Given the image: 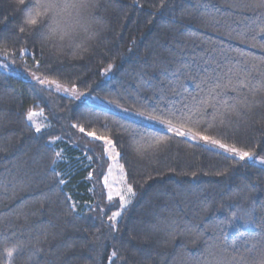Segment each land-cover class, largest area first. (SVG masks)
<instances>
[{"label": "trees", "instance_id": "16d2710c", "mask_svg": "<svg viewBox=\"0 0 264 264\" xmlns=\"http://www.w3.org/2000/svg\"><path fill=\"white\" fill-rule=\"evenodd\" d=\"M95 2L99 35L73 57L43 43L49 17L24 22L31 0H0V60L133 113L180 107L202 80L250 70L249 86L225 96L248 107L222 125L216 116L205 134L264 160V89L255 91L264 80V8L246 7L253 0ZM35 110L50 122L39 132L26 118ZM195 118L204 131L213 109ZM74 124L114 141L135 192L115 222L104 144ZM157 133L168 138L147 147ZM13 249V264H259L264 168L0 71V264Z\"/></svg>", "mask_w": 264, "mask_h": 264}, {"label": "snow or ice", "instance_id": "6c2138e0", "mask_svg": "<svg viewBox=\"0 0 264 264\" xmlns=\"http://www.w3.org/2000/svg\"><path fill=\"white\" fill-rule=\"evenodd\" d=\"M19 3L24 4L25 0H19ZM63 3V0H31L32 6L26 11L24 22L28 25L34 26L38 23L40 17L47 16L53 23L55 22L58 15V9H60L61 4ZM246 7H250L253 9L264 8V0H253V2L246 5ZM49 28H51V26ZM21 31H23V28L21 29ZM260 31L261 33H264V28H262ZM237 38L242 43L247 42L244 39L243 34H239ZM252 39L255 40L256 37L253 36ZM251 46L255 47L256 45L252 44ZM260 47L264 48V44L260 45ZM251 59L256 60L257 58L253 57ZM245 63H247V61ZM259 63L264 64V58H259ZM111 67L112 66L109 65V70L111 69ZM249 76L250 70H244V75L241 76L236 75L234 73V69L232 67H229L227 73L225 74V77L217 76L214 81L210 79L202 80L200 84L197 85V88L200 91L197 94L192 95L185 102H182L180 107H176L175 105L168 107L157 105L149 109L146 106L141 105V108L143 110L138 111L134 114L139 116L141 119L160 125L164 129L166 134H171V136L173 137H182L186 140L191 141H201L205 145L214 147L238 160H251L253 159V153L251 151H246L236 146H230L229 144L222 142L220 139L214 138L212 135L205 134V132H207L209 129L217 126L215 120L216 116L221 117L219 123L222 125L224 123L223 117L226 114L235 112L239 115V107H248L246 98L243 101H240L238 98H234L237 99V103L229 104L225 96L227 91L236 92L241 88L248 87L250 83ZM35 78L40 84L51 83L56 84L57 87H60V85L54 80L45 81L41 80L38 76ZM184 79H193V74L190 72H185ZM180 87H182V85H180ZM262 89H264V80L258 81L257 86H255V91H260ZM63 91L66 93H76V88L73 87L69 89L68 87H64ZM169 91L172 94H175L176 89L172 88ZM209 107L213 109L214 119L213 121L207 122L204 131H199L198 128L200 127L202 121L200 118L194 119V116H196V113H200L201 116L206 115L207 109ZM123 111H127V109H123ZM32 116L33 113L30 112L28 114V119L31 120ZM72 126L74 128L78 127L81 133L88 136L92 140L101 141L106 146L105 151L111 150L114 152L115 156L119 155V153H115V144L110 137L100 136L95 131H87L82 126H78L75 124ZM36 131L39 132L40 128H36ZM166 138L168 137L161 136L159 135V133H157V135L149 138V143L146 146L153 147L160 145ZM137 143L138 150L145 147V145H141L139 144V142ZM56 155L60 156L61 154L57 152ZM260 163L264 164V160L260 161ZM120 170L121 172H123V166H121ZM124 191L128 196L135 195V192L131 186H128ZM120 199L125 204L129 202L128 200H126L124 195H121ZM119 214L120 213L118 212L114 213L113 217H111L110 219L115 220V217ZM13 251L14 249L7 250L8 264H13ZM113 255L115 256V253H113ZM259 264H264V260L260 261Z\"/></svg>", "mask_w": 264, "mask_h": 264}, {"label": "rangeland", "instance_id": "374dc122", "mask_svg": "<svg viewBox=\"0 0 264 264\" xmlns=\"http://www.w3.org/2000/svg\"><path fill=\"white\" fill-rule=\"evenodd\" d=\"M0 65H4V66H0V71L6 73L8 75H12L14 77L27 80L29 82H32L38 86L45 88V89L51 90L53 92H56V93H59L62 95H65V96L73 98L75 100L86 101L88 104H91L93 106L108 110L110 112L122 115L124 117H128L134 121H137V122H139L143 125L149 126L151 128L164 131V129L158 124H154V123H151L147 120L141 119L139 116L135 115L131 111H128V110L123 111L124 108L119 107V106L114 105V104H111L105 100L99 99V98L92 96V95H89V94L82 93L76 87H75L76 93H72V92L66 93L63 91L64 87H68L69 89H71L73 87L66 86V85H63V84L58 83V82L57 83L60 85V87H57L56 84H51V83L40 84L35 77L38 76L41 80H45V81H52V80L46 79V78H44L40 75H37V74H35L29 70L22 69L20 67H16L14 64L9 63V62L4 61V60H0ZM30 112L33 113L31 120L28 119V114ZM30 112L27 113L26 118H27L28 123L30 125H32L35 129L40 128V131H41V130H44L50 126L49 120L47 119V117L44 115V113L41 110H35V111H30ZM189 141H191V140H189ZM192 142L199 144V145H202V146L207 147V148H211V149L220 151L214 147H210L208 145H205L201 141H192ZM104 148H106L105 145H104ZM220 152H222V151H220ZM115 153H117L116 150H115ZM105 154L109 160V167H108L107 172L105 174L103 184H104L108 199L117 201L120 205L119 209L114 212V213H117V212L120 213L118 216L115 217V220L112 219L115 222L120 218L122 212L129 205H131L133 196H128L127 193L124 191L129 186V184L127 183L126 174H125L124 169H123V172H121V170H120L122 165H121L120 160H119V155L115 156L114 152L111 150L105 151ZM262 160L263 159H261V158L254 157L253 159L248 160V161H250L251 163L255 164L258 167L264 168V164L260 163V161H262ZM121 195H124L126 200H128L129 202L125 204L120 199ZM110 197H111V199H110ZM112 217H113V215H112Z\"/></svg>", "mask_w": 264, "mask_h": 264}, {"label": "clouds", "instance_id": "9594fccd", "mask_svg": "<svg viewBox=\"0 0 264 264\" xmlns=\"http://www.w3.org/2000/svg\"><path fill=\"white\" fill-rule=\"evenodd\" d=\"M96 7L95 0H72L61 4L52 27L46 28L43 43L51 50L73 57L88 51L99 35L101 22L93 20Z\"/></svg>", "mask_w": 264, "mask_h": 264}]
</instances>
